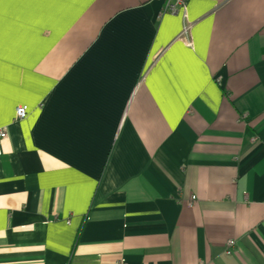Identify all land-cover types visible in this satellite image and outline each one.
I'll return each mask as SVG.
<instances>
[{
  "label": "crops",
  "instance_id": "crops-1",
  "mask_svg": "<svg viewBox=\"0 0 264 264\" xmlns=\"http://www.w3.org/2000/svg\"><path fill=\"white\" fill-rule=\"evenodd\" d=\"M0 130V264H264V0H6Z\"/></svg>",
  "mask_w": 264,
  "mask_h": 264
},
{
  "label": "built area",
  "instance_id": "built-area-1",
  "mask_svg": "<svg viewBox=\"0 0 264 264\" xmlns=\"http://www.w3.org/2000/svg\"><path fill=\"white\" fill-rule=\"evenodd\" d=\"M186 2L187 0H163V11L175 14L179 11H182L184 13L186 8ZM191 24H184V27L182 29L180 38L183 40V42L187 45H190L188 42V34L190 30ZM15 119L16 120H23L27 116V106L20 105L15 108L14 111ZM6 134L4 130H0V141L5 138ZM194 198H192V201ZM236 242L235 240H228L226 242V254L230 255L232 253V248L235 246Z\"/></svg>",
  "mask_w": 264,
  "mask_h": 264
},
{
  "label": "snow or ice",
  "instance_id": "snow-or-ice-1",
  "mask_svg": "<svg viewBox=\"0 0 264 264\" xmlns=\"http://www.w3.org/2000/svg\"><path fill=\"white\" fill-rule=\"evenodd\" d=\"M6 3V0H0V21H2L3 17V5Z\"/></svg>",
  "mask_w": 264,
  "mask_h": 264
}]
</instances>
